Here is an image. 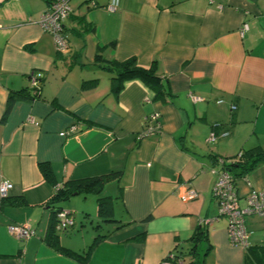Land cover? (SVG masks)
Segmentation results:
<instances>
[{"label":"crops","instance_id":"0c3cea01","mask_svg":"<svg viewBox=\"0 0 264 264\" xmlns=\"http://www.w3.org/2000/svg\"><path fill=\"white\" fill-rule=\"evenodd\" d=\"M69 4L61 54L39 24L46 0H0V182L12 184L0 197V264H179L171 254L187 264V240L206 218L215 219L204 224L199 264H264V216L247 215L248 246L232 245L211 193L217 160L264 148V0ZM130 58L155 69L167 100L139 79L111 92L102 60ZM32 76L37 97L13 101L3 120L10 92L30 91ZM152 113L159 132L142 137ZM101 175L102 211L101 193L76 189L50 205L67 182ZM234 187L244 206L250 190L264 189V163L235 177ZM58 207L83 220L73 214L74 225L55 229L51 245ZM11 225L33 234L19 240ZM89 246L86 260L73 256Z\"/></svg>","mask_w":264,"mask_h":264},{"label":"built area","instance_id":"2783aa9c","mask_svg":"<svg viewBox=\"0 0 264 264\" xmlns=\"http://www.w3.org/2000/svg\"><path fill=\"white\" fill-rule=\"evenodd\" d=\"M70 0H46V7L42 12L39 24L44 31L52 34L57 52L64 54L67 51L66 39L63 35L64 21L69 16ZM246 28L244 26L243 30ZM242 32V30H241ZM32 88L38 87V78L32 76L31 80ZM31 120V119H30ZM148 123L153 122V125H145L141 132L142 137H147L159 132L160 121L159 114L152 113L145 118ZM144 124H146L144 122ZM72 127L70 130L72 131ZM62 132L61 135H64ZM227 135V132L222 134ZM209 141L215 139L213 134H210ZM218 163L223 165V160L219 159ZM12 184L9 181L0 182V197L3 198L7 195V192L11 189ZM212 196L217 202L218 215L225 216L227 218V232L228 239L232 245L240 247L248 246V233L245 226V217L247 215L264 216V189H252L246 195L244 206H240L238 203V196L235 191L234 182L229 176L228 171L225 168H221L217 173L216 180L212 186ZM196 196L195 193H189L188 197ZM74 212L71 210L61 208L55 213L56 229L68 230L74 225ZM215 218H206L201 221L202 224H210ZM9 230L19 240H25L31 234L33 230L28 225H11ZM173 254L169 255L172 259Z\"/></svg>","mask_w":264,"mask_h":264},{"label":"trees","instance_id":"16d2710c","mask_svg":"<svg viewBox=\"0 0 264 264\" xmlns=\"http://www.w3.org/2000/svg\"><path fill=\"white\" fill-rule=\"evenodd\" d=\"M98 60V59H97ZM104 67L111 72L110 82H111V92L114 94H118V92L122 89L123 83L128 80L139 79L141 80L147 87L152 89L155 92V98L161 99L163 101L167 100V97L170 96L165 89V85L161 76H159L153 67L143 68L137 65L136 60L134 58H130L124 60L122 62H118L115 60H102ZM88 83V82H87ZM38 87L31 88L30 91H25L24 89L19 91H11L7 101V107L3 114L2 119L4 120L7 117L9 106L16 99H27L31 100L37 97ZM264 163V148L262 147H252L248 149H241V151L227 159H223V168H225L232 181L234 182L235 177L244 176L249 173L253 168H255L258 164ZM40 169L42 170L45 177H48L50 171L47 165L40 164ZM108 175H101L91 178H86L83 180H78L74 182L70 186H68V182L62 188H57L56 192L53 194L50 205L52 208L55 206L56 202H59L64 196L72 193L73 189L83 193H96L99 194L104 188L105 181ZM6 197V196H5ZM2 202H4V198ZM99 203V210L102 211V206L104 205L105 198L97 199ZM61 209L58 207L54 212V220L51 225V231L49 232V243L52 245L55 240V213ZM64 231V230H63ZM207 228L204 224H199L192 235L189 237L187 242L189 243V247L187 250V255L192 258V261L187 264H199V257L203 256L207 249H203V246L207 243ZM89 248L84 251L82 254L71 252H66L68 255H73L78 257V259L86 260L89 254ZM170 261L176 262L180 264L177 256L173 255L172 259L168 258Z\"/></svg>","mask_w":264,"mask_h":264},{"label":"rangeland","instance_id":"374dc122","mask_svg":"<svg viewBox=\"0 0 264 264\" xmlns=\"http://www.w3.org/2000/svg\"><path fill=\"white\" fill-rule=\"evenodd\" d=\"M209 145H207L206 143H205V147H208ZM216 162H218V160L216 161ZM215 174H216V172H215ZM217 175V174H216ZM215 180H216V178H215ZM107 192V190H104V192ZM91 196H94V195H90L89 197H87V198H94V197H91ZM101 196L103 197L104 196V193H101V194H99V198H101ZM84 198V195H76V196H74L73 197V201H75V200H78V201H80V200H82ZM242 204V203H241ZM71 211H73L74 212V218H75V222L76 223H78V220H83V215L77 210V209H72ZM78 211V212H77ZM78 219V220H77ZM91 228V227H90Z\"/></svg>","mask_w":264,"mask_h":264}]
</instances>
